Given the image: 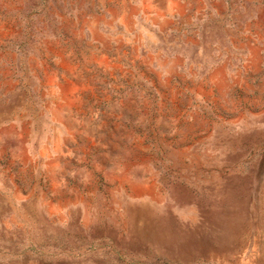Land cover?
<instances>
[{"label": "rangeland", "instance_id": "rangeland-1", "mask_svg": "<svg viewBox=\"0 0 264 264\" xmlns=\"http://www.w3.org/2000/svg\"><path fill=\"white\" fill-rule=\"evenodd\" d=\"M0 264H264V0H0Z\"/></svg>", "mask_w": 264, "mask_h": 264}]
</instances>
